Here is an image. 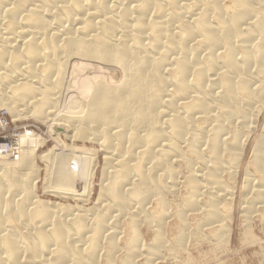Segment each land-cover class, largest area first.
Segmentation results:
<instances>
[{
  "label": "bare ground",
  "instance_id": "bare-ground-1",
  "mask_svg": "<svg viewBox=\"0 0 264 264\" xmlns=\"http://www.w3.org/2000/svg\"><path fill=\"white\" fill-rule=\"evenodd\" d=\"M263 110L264 0H0V113L98 147L39 155L51 202L44 140L9 138L0 264L180 261L231 236L238 200L244 224L263 222L264 122L243 170Z\"/></svg>",
  "mask_w": 264,
  "mask_h": 264
},
{
  "label": "rangeland",
  "instance_id": "rangeland-1",
  "mask_svg": "<svg viewBox=\"0 0 264 264\" xmlns=\"http://www.w3.org/2000/svg\"><path fill=\"white\" fill-rule=\"evenodd\" d=\"M71 72H70L71 78L72 79L74 78V82L70 78L69 88L71 89L72 95H73V93H76L75 91L77 90L75 89L74 84L76 85V87L78 86L77 88H80V86H82L84 82H82L83 81L82 77L78 75L76 76V74H78L77 70H72ZM79 77L81 79H79ZM76 80H79L82 84ZM70 86H72V88ZM68 103L69 102H67V104ZM0 116L5 118L7 123L10 124V125L8 124L7 126V127H10L7 129V133L8 131L10 134L12 133L11 137H8L7 133L0 134V142H1L0 145L4 146L3 153H6V151L9 150V146L13 147L9 145L11 140L8 141L7 139H4L3 137L11 139L14 134L25 135V134L31 133V134H35L39 139L44 140L45 143L43 145L41 144L37 151L38 156L36 158V165L37 167H39L40 178L39 180H37L38 183H36V187H37L36 192H37L39 199H42L45 201H51V202H54V201L63 202L57 198L52 197L50 194L44 193L42 185L46 177V167H45L46 164L44 165V162L40 161V159L38 158L39 155L43 152L49 151L50 149L56 148V150H54L56 156L58 158L62 157L63 152L60 148L61 146L60 144H64L67 146H74L76 148L85 147L86 149H92V150H98V147L93 146L91 143L66 138L59 131L57 132L62 135L59 134V137H58L59 139L53 140L51 136V131L54 129H52L51 124H43L39 121V119H34L30 117L26 119H21L19 121H13L11 116H9L6 113L3 114V112L0 113ZM263 117H264V110H263V115L261 116L258 133L256 134V137L253 136L250 139V142L247 144L248 149L244 157L245 161L243 162V170L245 169V167H247L246 165H248V162L250 161V158L252 156L253 145L255 144L257 136L262 130V125L264 122ZM7 156L0 157V161L6 162V163L14 162V159L13 161H11L12 158H8ZM103 163H104V157L101 153H99V157L97 156V166H96L98 174L94 181L96 186L94 188L93 200H95L97 196L96 195L97 191L99 189L97 184L99 183V179L101 177L100 170L103 167ZM68 164H69L68 161L64 162V165L66 167H64L65 172L64 170L62 171L63 172L62 176L60 174V176L57 177L54 173L55 176L53 175L52 184H55L60 188H62V186H65V185L69 186V184H71V181H73V178L70 179V174H68L69 173V169L67 168ZM56 170L57 168L55 169V171ZM61 178L63 179L61 180ZM242 183H243V174L241 171L237 195L240 194V188H241ZM76 185H79V182L76 181ZM239 198L240 197H238V199ZM234 210H233V213H234L233 222L230 225L232 229L231 236L228 239L224 240L225 242L223 241L219 246H212V244L209 243L205 239L200 241L199 243L197 242L194 243L193 241H191L188 245V251L186 252L185 255H183L181 259L182 261L180 259H179L180 261L172 260L173 263H171L172 262L171 260L166 259L167 261H163L159 264H264V221L261 222L260 221L261 219H258L255 217V220L253 219L250 225L247 226V224H244L240 216L239 200L237 201Z\"/></svg>",
  "mask_w": 264,
  "mask_h": 264
},
{
  "label": "built area",
  "instance_id": "built-area-1",
  "mask_svg": "<svg viewBox=\"0 0 264 264\" xmlns=\"http://www.w3.org/2000/svg\"><path fill=\"white\" fill-rule=\"evenodd\" d=\"M0 134L1 133H7V129L8 128H10V127H7L8 126V124L9 123H7L6 121H5V119L2 117V116H0ZM2 124H4V126L6 125V127H4ZM10 125V124H9ZM10 130V129H9ZM7 136L8 137H11V134L9 133V131H8V133H7ZM4 139H7L8 141H10V139H8V138H6V137H3ZM13 142V141H12ZM14 144H15V142H13ZM17 151V150H16ZM6 155H9V156H7V157H10V158H16L15 157V152L14 151H12V150H8L7 151V153H5V154H1L0 155V157H2V156H6Z\"/></svg>",
  "mask_w": 264,
  "mask_h": 264
}]
</instances>
